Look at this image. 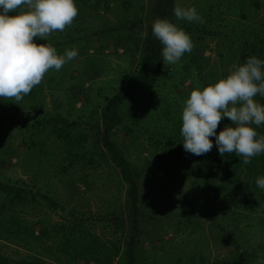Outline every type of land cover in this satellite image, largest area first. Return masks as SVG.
<instances>
[{
    "label": "rangeland",
    "instance_id": "rangeland-1",
    "mask_svg": "<svg viewBox=\"0 0 264 264\" xmlns=\"http://www.w3.org/2000/svg\"><path fill=\"white\" fill-rule=\"evenodd\" d=\"M201 1L198 2L197 11L202 17V24L209 30L229 36L233 29L247 34L245 26H249L251 31L264 33V0H248L251 6L244 5L242 19L240 13H232L226 4L222 6L223 2L218 11L204 14ZM106 2L107 7H104L101 1L84 0L81 4L85 17L82 25L92 29L108 28L110 24L137 26V14L139 16L140 12L134 11L135 0H129L132 2L128 5L130 8L122 5L121 0ZM192 2L170 0V8L176 5L189 7ZM145 11H141V27L147 24ZM134 12L136 16L131 15ZM91 18L95 21H90ZM141 36L139 32L122 33L116 39L118 46L114 47V37L109 33L100 37L96 33L86 35L84 41L88 47L73 60L78 63L81 58L83 62L87 54L93 55V59H86V63L80 66L76 63L71 69L72 75L80 71L83 73L75 82L83 83L85 89L81 94L88 96L84 112L93 108L94 102L100 101L102 94L110 95L125 83L135 60L134 44ZM190 38L196 45L197 37L194 35ZM202 42L205 47L199 50L201 71H210L216 79L225 76L234 62L220 57L216 36H205ZM220 52L226 56L231 54L229 48ZM67 63L71 65L74 62ZM187 83L188 79L185 78L183 85ZM41 85L40 91L32 92L25 99L31 106L26 111H20L26 114L27 119H31L33 114L38 117L45 113L49 115L58 108L69 118L79 115L74 110L79 102L75 101L72 105L71 98L64 93L65 87L50 91L44 80ZM167 86L168 81H164L159 88H153L154 99L163 98L156 106L165 104ZM81 94L77 93V97L80 98ZM0 100L8 102L5 98ZM183 107L184 103L177 109L178 120H181ZM18 115L14 113L15 117ZM114 139L123 146L127 159L140 169L135 183L140 193L138 206L145 211L140 216L135 215V229L129 222L131 207L126 203L128 186L119 178L112 163L101 160L89 170L72 164L59 173V154L44 158L40 168H37L36 158L22 153L24 147L20 128L0 120V179L9 182L21 180L31 191L38 190L50 195L56 205L49 208V200L43 203L37 199L30 202L32 207H24L25 211L20 215L26 233L24 243L17 245L0 237L1 255L28 259L37 256L41 264H126L123 253L127 249L126 242L132 236L136 240L134 251L138 253L134 264H143L142 252L151 247L157 248L155 255L161 256L166 264L177 261L181 264H231L235 242L242 245L239 247L246 252L239 264H260L264 261V203L251 212L233 211L234 214L228 207L229 202L240 194L239 181H224L218 164L188 160L176 154V147L163 150L160 146L153 147L145 135L126 134L123 128H118ZM238 177L241 179L242 174ZM261 190L264 194V189ZM232 208L236 210L234 206ZM194 219H201L199 227L193 223ZM71 224L82 226V235L73 233L72 237L82 239V243L64 244V233ZM132 231H136L134 235Z\"/></svg>",
    "mask_w": 264,
    "mask_h": 264
},
{
    "label": "trees",
    "instance_id": "trees-1",
    "mask_svg": "<svg viewBox=\"0 0 264 264\" xmlns=\"http://www.w3.org/2000/svg\"><path fill=\"white\" fill-rule=\"evenodd\" d=\"M103 2V6L107 7L106 0H95ZM200 0H193L190 6L198 7ZM248 0H216L201 1L204 8V14H210L211 11H218L222 6H228L232 13H240L244 17L243 9ZM78 9V15L74 18L71 26L63 31H56L50 34L46 40L34 38L36 43H44L54 47L58 55H63L66 50L76 49L81 54L88 46L85 43V37L88 33H96L99 37L109 33L113 35L114 47L118 46L117 40L120 34L124 33H140L141 38L136 42L134 50L133 67L125 81L114 93L102 94L100 101H95L94 107L84 112L85 102L88 100L86 94L82 95L84 89L83 83L75 82L77 78L83 76L82 71L76 75L71 74V69L75 63L69 65L66 63L59 71L50 69L44 76L46 87L50 91L65 89V94L71 98L72 105L75 101L79 105L74 108L79 113L75 118H69L61 113L60 108L51 114L45 113L41 117L33 114L31 119H27L26 114L20 113L21 110L28 109L31 104H27V95L35 91H40L41 83L35 86L31 92L23 97L19 104L13 101L3 102L0 100V120L8 121L13 127L20 128L22 137L23 152L26 156L32 155L35 159L37 168L41 165L44 158L52 155H61L60 163L57 165L58 172H64L67 167L72 164L86 168L84 170L93 169L100 161L112 163L119 175L128 186V195L126 203L131 207L129 211V222L132 228H136L135 215H141L145 210L139 205V192L136 190V178L140 173V169L136 164L127 159L123 146L115 139V130L123 128L126 134L145 135L151 146H160L163 149L176 147V154L186 157L188 160H198L203 162L218 164L224 181H239L241 185L239 196H235L229 202L231 213L233 211L251 212L260 207L264 203V194L261 188L256 185L258 177H264V153L255 156L249 164H244L239 157L226 154L222 158L215 146V137H209L213 141V148L204 155H192L183 149L182 136L180 135L179 125L182 123L178 107L188 98L190 91L199 87L214 83L217 79L210 71H201V54L199 50H203L205 44L202 42L205 36L215 37L217 39L219 55L223 60L233 61L234 64H243L250 56H256L264 60V33H259L252 28L247 29V34L241 32L240 29L231 30L229 36L214 30H209L202 23H189L183 20H176L173 9L170 8V0H135L137 14V26L109 25L108 28H89L82 25L85 17L81 11V4L84 0H74ZM122 5L132 4L129 0H121ZM146 7V8H145ZM145 8V9H144ZM152 8V10L150 9ZM21 9H25L24 6ZM218 9V10H217ZM146 10L147 24L141 27L142 12ZM18 11V9H17ZM133 12V11H132ZM152 12V14H151ZM198 12V11H197ZM12 14V13H9ZM131 15L136 16V12ZM154 15V16H153ZM152 16V19L149 17ZM98 17H101L98 15ZM157 18H167L180 28L185 30L190 37H197V43L194 45L190 53H185L176 64H163L161 49L162 45L151 34V25ZM94 18H91L92 21ZM122 19H125L124 17ZM95 21V19H94ZM241 22H238L240 24ZM139 27V28H138ZM95 31V32H93ZM251 31V32H250ZM117 39V40H116ZM231 50V54L226 56L220 50ZM98 49H101L99 47ZM97 49V50H98ZM220 49V50H219ZM86 54V53H84ZM93 59V55L87 54L84 61H78L80 64L86 63L85 60ZM206 58H204L205 60ZM188 79V83L183 85L184 79ZM168 81L166 90V102L163 105L156 106V103L162 99H154L153 88ZM42 86V85H41ZM65 87V88H64ZM39 88V89H38ZM77 93L82 96L77 97ZM72 96H75L73 99ZM29 97V96H28ZM256 101L264 105V97L257 95L254 97ZM23 112V111H22ZM18 113V117L14 116ZM181 121V123H180ZM228 118H223L217 127V133L226 125H230ZM259 135H264V125L259 127L253 125ZM92 136V138H91ZM91 138V139H90ZM60 150V152H59ZM29 154V155H28ZM242 174L239 179L238 175ZM236 179V180H235ZM51 196L38 190L31 191L21 180L2 181L0 179V237L1 239L15 242L17 245L24 243L26 233L23 230V217L20 216L24 207H32L30 202L41 199L43 203L49 200V208L55 207L54 199ZM137 202V204H136ZM137 205V206H136ZM236 208L234 210L232 207ZM64 211V208L61 207ZM6 212H9L7 215ZM147 213V212H146ZM148 214V213H147ZM196 226L201 225V219H194ZM192 224V221H191ZM77 231V232H76ZM136 232V231H135ZM132 231V235L135 233ZM2 233V234H1ZM82 235L83 230L80 225H69V229L64 233V244L66 243H82L77 240L74 234ZM73 234V235H72ZM78 238V236H77ZM126 250L123 253L126 264H134L138 258V253L134 251L136 240L130 236V240L126 242ZM238 242L234 243V258L231 264H239L245 258L246 252L240 248ZM80 247V246H79ZM89 251H92L89 249ZM157 248L151 247L143 250V264H166L161 256H156ZM91 253V252H89ZM80 255V253H77ZM179 260V259H178ZM243 263V262H242ZM0 264H41L39 257L28 259L26 257L12 258L0 254ZM175 264H181L177 261ZM184 264V263H182ZM187 264H192L188 262Z\"/></svg>",
    "mask_w": 264,
    "mask_h": 264
},
{
    "label": "clouds",
    "instance_id": "clouds-1",
    "mask_svg": "<svg viewBox=\"0 0 264 264\" xmlns=\"http://www.w3.org/2000/svg\"><path fill=\"white\" fill-rule=\"evenodd\" d=\"M22 6L25 10L17 11ZM173 13L176 20L203 22L192 6L176 5ZM77 15L74 0H0V98L19 104L50 69L59 71L78 56L76 49L58 55L54 47L34 42L65 30ZM151 34L162 45L163 64H176L194 47L189 34L167 18L155 19ZM257 95L264 97V60L256 56L231 65L214 83L191 90L181 113L185 152H210L214 145L209 137L214 136L222 158L234 154L249 164L264 153V135L253 127L264 125V105L254 99ZM225 117L231 124L217 133ZM256 185L264 189V177H258Z\"/></svg>",
    "mask_w": 264,
    "mask_h": 264
}]
</instances>
